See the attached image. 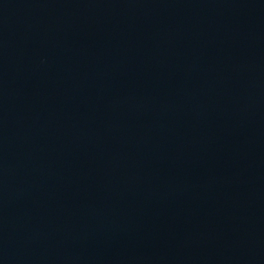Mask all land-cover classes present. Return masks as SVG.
<instances>
[{
	"label": "water",
	"instance_id": "95a60500",
	"mask_svg": "<svg viewBox=\"0 0 264 264\" xmlns=\"http://www.w3.org/2000/svg\"><path fill=\"white\" fill-rule=\"evenodd\" d=\"M0 264H264V0H0Z\"/></svg>",
	"mask_w": 264,
	"mask_h": 264
}]
</instances>
